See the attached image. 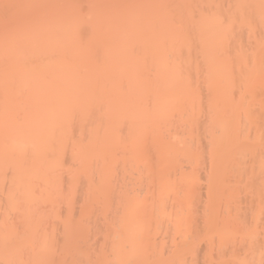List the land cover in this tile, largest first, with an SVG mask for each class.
I'll return each instance as SVG.
<instances>
[{
  "label": "bare ground",
  "instance_id": "obj_1",
  "mask_svg": "<svg viewBox=\"0 0 264 264\" xmlns=\"http://www.w3.org/2000/svg\"><path fill=\"white\" fill-rule=\"evenodd\" d=\"M90 1L1 29L0 264H264V0Z\"/></svg>",
  "mask_w": 264,
  "mask_h": 264
},
{
  "label": "rangeland",
  "instance_id": "obj_2",
  "mask_svg": "<svg viewBox=\"0 0 264 264\" xmlns=\"http://www.w3.org/2000/svg\"><path fill=\"white\" fill-rule=\"evenodd\" d=\"M12 1H14V0H12ZM16 1V0H15ZM14 1V2H15ZM18 1V0H17ZM17 1H16V3H17ZM20 1V0H19ZM18 1V2H19ZM47 1V2H46ZM50 1V2H49ZM56 1V2H55ZM71 0H38L37 1V3H36V1H34V3L33 4H30V6L29 5H27L28 6V10H27V7H25L26 5H24L23 6V8L22 7H19L20 6V4H19V6L15 3V5L13 6V11H10V10H12V9H10V10H8L9 12H11V14H9V13H7V19L9 20V21H6L7 19H5V18H3V19H1L2 18V14H4L3 12H2V14H1V17H0V24H2V25H4V26H2V25H0V36H1V33H2V31L3 32H5L6 30L5 29H9L10 27H12V25L14 24V26L13 27H17L16 26V24L18 23L21 27H22V25H24L25 27H29L28 25H30V24H32V23H34V22H36L37 23V18H39V17H37V16H39V14H40V19L43 17V15H44V13H48L47 14V16L46 15H44L45 17L44 18H46L47 20H51V15L53 14V15H55V13L54 12H56L57 11V9L59 8V10H58V12H62V14L61 15H64V14H66V15H69L70 14V10L71 9H69L70 8V2ZM73 1V0H72ZM84 1H89V0H83V2ZM94 1V2H93ZM107 1V2H106ZM117 1H119V2H117ZM130 1V2H129ZM141 1V0H140ZM144 1V2H143ZM143 1H141V2H139L138 0H112V1H109V0H91L90 1V5L87 3V6H88V8L90 9L91 7H95V5L97 6V5H104V4H107V6H105V7H103V6H101V8H103V9H105V8H107V12L104 10V11H101V12H104V13H102L103 14V16H105V13H109L110 15H111V17H112V14H114L116 11L114 10V7L115 8H117L118 7V11H121V13L123 12V10H121V9H124L125 11H126V9L125 8H127L128 6H125V5H129V9H131V7H134L135 5L137 6V7H134V8H138L139 7V5H140V7H142L143 5H148V4H150L151 3V5L149 6V7H155L153 4L156 2L155 0H153V1H151V0H148V2L146 3V1L147 0H143ZM155 1V2H154ZM158 1H160V0H158ZM170 1V0H169ZM1 2V1H0ZM59 2V3H58ZM66 2H70V3H67V4H65ZM93 2V3H92ZM99 2V3H98ZM100 2H102V4L100 3ZM106 2V3H105ZM143 2V3H142ZM154 2V3H153ZM36 3V4H35ZM43 3V4H42ZM51 3V4H50ZM57 3L59 4V5H57ZM60 3H61V5H62V8L63 9H65V10H62V9H60L61 8V6H60ZM64 3V4H63ZM82 3V2H81ZM97 3V4H96ZM111 3V4H110ZM117 3V4H116ZM159 3V2H158ZM157 2H156V4L155 5H157L158 4ZM41 4V5H40ZM75 4H77V3H75L74 2V7H76L77 8V6H79V5H75ZM95 4V5H94ZM130 4H133V5H130ZM139 4V5H138ZM143 4V5H142ZM47 5H49V6H47ZM83 5H86V4H84L83 3ZM114 5V6H113ZM121 5V6H120ZM11 6H12V4H11ZM15 6H17L16 8H15ZM58 6V7H57ZM86 6V7H87ZM100 6H97V7H95V8H99ZM123 6V7H122ZM147 6V7H148ZM30 7V8H29ZM66 7H69V8H66ZM83 7V6H82ZM85 7V6H84ZM120 7H122L121 9H120ZM146 7V6H145ZM26 8V11L24 10ZM38 8H40V9H38ZM42 8H44V9H42ZM51 8H53V10L51 9ZM74 9V10H78V8L77 9ZM88 8H86V9H88ZM32 9H35V10H40V12H35V10H32ZM56 9V10H55ZM67 9H69V12H67V13H65L66 11H68ZM81 8H79V10H80ZM93 9V8H92ZM22 10V11H21ZM42 10H44V12L42 11ZM49 10V11H48ZM61 10V11H60ZM82 10H84V8L82 9ZM96 10H101V9H96ZM132 10H134V9H132ZM132 10H130V12H133ZM18 11H20V12H18ZM30 11V12H29ZM48 11V12H47ZM90 10H88L87 11V13H85L86 15H88V12H89ZM117 11V12H118ZM52 12V14H50ZM74 12H77V11H74ZM83 12H85V11H83ZM130 12H128L129 14H130ZM150 12V11H149ZM148 12V13H149ZM0 13H1V11H0ZM20 13V14H19ZM29 13H31V14H29ZM35 13V14H34ZM64 13V14H63ZM80 13H82V12H80ZM127 12L126 13H124V14H128ZM145 13H147V12H145ZM34 14V15H33ZM49 14H50V16H49ZM19 15V16H18ZM57 15H59V14H57ZM57 15H55V16H57ZM110 15H106L105 17H107V16H110ZM120 15L121 14H116V17H119L120 18ZM122 16H124V15H122ZM32 17V18H31ZM35 17H37V18H35ZM48 17V18H47ZM54 16H52V18H53ZM59 17V16H58ZM62 17H64V16H62ZM100 17H102L101 15H100ZM67 18V17H66ZM114 18V17H113ZM112 18V19H113ZM122 18V17H121ZM128 18V17H127ZM25 21H24V20ZM34 19H36V20H34ZM40 19H38V20H40ZM45 19V20H46ZM112 19H109V20H112ZM117 19V18H116ZM124 19H126V18H124ZM21 20H22V24H21ZM31 20V21H30ZM34 20V21H33ZM103 20H105V19H103ZM120 20H122V19H120ZM3 21V22H2ZM5 21V22H4ZM28 21V22H27ZM48 21V22H49ZM112 21H114V20H112ZM119 21V20H118ZM123 21H125V20H123ZM24 22H26L25 24H24ZM9 24V25H6V24ZM113 23V22H112ZM124 23V22H123ZM12 24V25H11ZM6 25V26H5ZM27 25V26H26ZM33 25V24H32ZM9 26V27H8ZM123 26H125V24L123 25ZM127 26V25H126ZM4 27H6V28H4ZM8 27V28H7ZM1 29H2V31H1ZM263 96V95H262ZM204 181V180H203ZM203 183H205V182H203ZM83 262V261H82ZM82 262L80 263V264H82Z\"/></svg>",
  "mask_w": 264,
  "mask_h": 264
}]
</instances>
